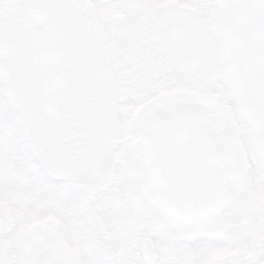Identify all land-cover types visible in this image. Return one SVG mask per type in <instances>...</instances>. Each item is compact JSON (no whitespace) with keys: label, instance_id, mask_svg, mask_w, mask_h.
Listing matches in <instances>:
<instances>
[{"label":"snow or ice","instance_id":"snow-or-ice-1","mask_svg":"<svg viewBox=\"0 0 264 264\" xmlns=\"http://www.w3.org/2000/svg\"><path fill=\"white\" fill-rule=\"evenodd\" d=\"M0 264H264V0H0Z\"/></svg>","mask_w":264,"mask_h":264}]
</instances>
